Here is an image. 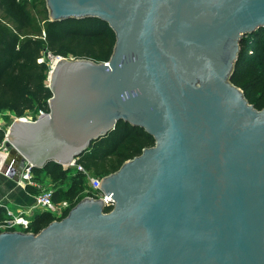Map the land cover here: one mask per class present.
I'll return each mask as SVG.
<instances>
[{"label":"water","instance_id":"water-1","mask_svg":"<svg viewBox=\"0 0 264 264\" xmlns=\"http://www.w3.org/2000/svg\"><path fill=\"white\" fill-rule=\"evenodd\" d=\"M99 18L109 61L56 57L49 112L7 131L10 177L69 166L120 121L155 140L39 232H0V264H264V108L232 81L264 0H46Z\"/></svg>","mask_w":264,"mask_h":264},{"label":"trees","instance_id":"trees-1","mask_svg":"<svg viewBox=\"0 0 264 264\" xmlns=\"http://www.w3.org/2000/svg\"><path fill=\"white\" fill-rule=\"evenodd\" d=\"M115 43V32L99 18L50 21L46 0H0V111L18 117L40 109L49 112L52 67L48 56L107 62ZM232 81L244 90L250 103L264 108V27L241 41ZM5 134L0 128V145ZM153 145L154 138L143 128L120 121L106 136L93 141L77 163L91 175L103 177ZM33 173L36 181L43 173L51 177L55 202L69 200L74 206L85 197L86 174L77 169L72 172L51 162L44 168H34ZM55 219L50 212H39L25 231L39 232Z\"/></svg>","mask_w":264,"mask_h":264},{"label":"built area","instance_id":"built-area-1","mask_svg":"<svg viewBox=\"0 0 264 264\" xmlns=\"http://www.w3.org/2000/svg\"><path fill=\"white\" fill-rule=\"evenodd\" d=\"M47 114V111L40 109L38 112H28L24 116L18 117V119L25 121H36ZM6 138L7 132L5 134L4 141L0 146V175L10 177V174L12 172V164L14 163L13 160L10 161L6 172H3L6 163L8 162L7 159L10 153V149H8L5 145ZM72 166H74L78 171L86 174L87 188L83 192L85 196L94 198L102 197L106 204L109 206V209H111L113 204L112 198L104 195L100 190L101 177L91 175L83 165L77 163V160L66 167ZM33 169L34 168L28 162H26L23 164L22 169H18L14 177H17V184L23 188H27L28 186H36L39 189V193H37V195L35 196V204L30 208H26L23 211H20L19 213H16V211L7 208L6 217L0 219V232L6 230H20L18 229L19 227L21 228V230L28 229L31 221L26 217V215L31 213L35 209H41L50 212L56 217V219H60L67 211H69L73 207L72 201L69 200L55 202L53 200V190L44 188L35 180Z\"/></svg>","mask_w":264,"mask_h":264},{"label":"crops","instance_id":"crops-1","mask_svg":"<svg viewBox=\"0 0 264 264\" xmlns=\"http://www.w3.org/2000/svg\"><path fill=\"white\" fill-rule=\"evenodd\" d=\"M16 178L0 175V219L6 217L7 208L19 213L35 204V196L39 193V189L36 186L23 188L17 184ZM39 178L40 180H37V182L40 185L54 191V182L50 176L43 173ZM43 211L41 209H35L27 214L26 217L32 222L36 214Z\"/></svg>","mask_w":264,"mask_h":264},{"label":"rangeland","instance_id":"rangeland-1","mask_svg":"<svg viewBox=\"0 0 264 264\" xmlns=\"http://www.w3.org/2000/svg\"><path fill=\"white\" fill-rule=\"evenodd\" d=\"M48 58L50 59V66L52 67L53 64L55 63V59L54 55L50 54L48 56ZM18 118V116L10 111H0V128L4 129L5 131L9 129V127L11 126V124ZM2 145V144H1ZM0 145V146H1ZM72 170V172L76 171V168L74 166L72 167H66ZM18 229L21 230V228L19 227Z\"/></svg>","mask_w":264,"mask_h":264},{"label":"bare ground","instance_id":"bare-ground-1","mask_svg":"<svg viewBox=\"0 0 264 264\" xmlns=\"http://www.w3.org/2000/svg\"><path fill=\"white\" fill-rule=\"evenodd\" d=\"M53 59H55V60H56V57H54Z\"/></svg>","mask_w":264,"mask_h":264}]
</instances>
